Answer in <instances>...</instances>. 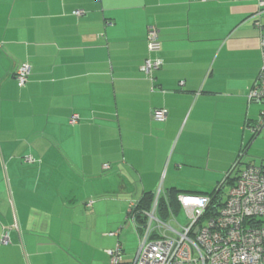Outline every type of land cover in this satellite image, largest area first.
<instances>
[{"label":"crops","instance_id":"1","mask_svg":"<svg viewBox=\"0 0 264 264\" xmlns=\"http://www.w3.org/2000/svg\"><path fill=\"white\" fill-rule=\"evenodd\" d=\"M261 36L255 1L0 0V264H108L139 233L129 203L158 187L208 195L243 152L264 157V106L247 99ZM148 58L162 61L152 82Z\"/></svg>","mask_w":264,"mask_h":264},{"label":"built area","instance_id":"2","mask_svg":"<svg viewBox=\"0 0 264 264\" xmlns=\"http://www.w3.org/2000/svg\"><path fill=\"white\" fill-rule=\"evenodd\" d=\"M246 1H255L259 7L264 8L263 0ZM73 14L81 16L82 12L75 11ZM255 25L262 29L260 24ZM146 41L149 53L159 52L160 42L155 28L147 29ZM259 50L261 66L255 83L248 91L247 99L264 106L262 36ZM161 65L160 59L148 58L141 70L152 82V74ZM29 75V64H22L14 75L17 86L23 87ZM165 118V110L152 111L154 121L163 122ZM70 122L75 124V118ZM259 132L264 133V109L252 130L254 134ZM24 161L31 162V158H24ZM240 165L236 163L232 168L230 175L233 182L226 184L228 191L217 211L208 210L210 198L207 195L177 196L179 208L183 209L186 217V224L177 230L169 223L171 219L174 221L173 215L167 219L158 215L157 204L163 195L158 187L149 211L141 212L144 217L143 224L136 225L139 230L138 246L132 260L124 261L123 251L117 244L113 249L105 250L108 264H264V160L259 165H245L241 168ZM109 169V165L104 166L105 171ZM137 203L128 205V214L133 222L139 213L136 209ZM0 242L4 245L9 243L7 233L4 232Z\"/></svg>","mask_w":264,"mask_h":264},{"label":"rangeland","instance_id":"3","mask_svg":"<svg viewBox=\"0 0 264 264\" xmlns=\"http://www.w3.org/2000/svg\"><path fill=\"white\" fill-rule=\"evenodd\" d=\"M260 138H263V137H260ZM244 153L245 152H243L241 154V156L243 155V157H242V163L240 165V168L243 167V165L250 164V162H252L253 165H259L261 163L259 160L264 159V157H262L263 156L262 148H258L257 146L249 148L246 152V155ZM237 161H240L239 158H237ZM240 162H237V163H240ZM227 191H228V186L223 187V189H222L223 200L225 199V195H226ZM172 215L174 216V221L171 219V221L169 223L173 229L177 230V228L184 226L186 224V217H185V213H184L182 208L176 209L175 212H172ZM168 234H169V232H168ZM121 240L123 242H125L124 259L126 261H131L135 252H136V249L138 246V243H137L138 240L133 235L127 236L126 240L124 238H121ZM85 257L89 258V260H90L91 259V253H88L87 256H85ZM94 257L96 258L97 255L95 254ZM40 259L41 260H38L36 264H70L67 261L60 259V255L50 254V256H41ZM29 262H30V260L28 259L27 261L25 260V263H23V264H30ZM75 264H89V263H86V262L80 263V262L76 261Z\"/></svg>","mask_w":264,"mask_h":264},{"label":"trees","instance_id":"4","mask_svg":"<svg viewBox=\"0 0 264 264\" xmlns=\"http://www.w3.org/2000/svg\"><path fill=\"white\" fill-rule=\"evenodd\" d=\"M147 45V41H146ZM148 51V50H147ZM149 53V52H148ZM151 54V53H149ZM154 54V53H153ZM147 60V59H146ZM144 64V63H143ZM157 71V70H156ZM150 81V80H149ZM151 82V81H150ZM150 116L152 118V112L150 113ZM232 178L231 175H228L225 178L224 185L226 184H232ZM222 186L219 187L217 190L212 191L207 196L210 198V205L208 206V210L215 209L217 211L218 207L221 206V203H223V192H222ZM166 194H163L160 196L157 204V212L160 218L165 219V217L168 216L169 213L175 212L176 209L179 208V204L177 202V191L176 190H170ZM154 198V193H144L141 197V199L138 201L136 209L139 210L138 215L136 216V221L138 225L143 224L144 217L141 214L142 211H149L151 208L152 202Z\"/></svg>","mask_w":264,"mask_h":264}]
</instances>
